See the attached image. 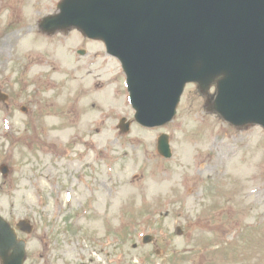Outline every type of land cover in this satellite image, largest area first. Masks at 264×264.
I'll return each instance as SVG.
<instances>
[{
  "label": "rangeland",
  "instance_id": "374dc122",
  "mask_svg": "<svg viewBox=\"0 0 264 264\" xmlns=\"http://www.w3.org/2000/svg\"><path fill=\"white\" fill-rule=\"evenodd\" d=\"M55 1L22 0L23 7L0 9V33H14L0 35L6 44L0 60L10 61L0 72V90L10 94L9 103L0 102V163L10 168L7 177L0 174V213L12 225L32 221L34 230L22 235L25 264L61 263L62 232L69 237L80 225L67 214L81 211L82 194L93 198L88 186L100 197L94 198L100 213L80 220L81 226L92 225L99 235L107 223V243L119 249L117 264H264V130L237 129L206 111V98L193 84L172 121L144 128L134 121L120 71L116 84L123 82L124 92L114 97L115 109L104 107L109 96L92 90L96 81L86 72L112 76L116 67L79 59L78 32L46 39L33 36L37 29L18 31L38 23ZM79 91L86 98L75 96ZM120 117L131 121L128 133L117 128ZM94 128L98 132L90 134ZM161 133L169 135L168 159L156 151ZM85 147L93 149L81 158ZM143 234L154 235L156 246L143 245Z\"/></svg>",
  "mask_w": 264,
  "mask_h": 264
},
{
  "label": "water",
  "instance_id": "95a60500",
  "mask_svg": "<svg viewBox=\"0 0 264 264\" xmlns=\"http://www.w3.org/2000/svg\"><path fill=\"white\" fill-rule=\"evenodd\" d=\"M59 7L53 21L103 39L122 61L144 125L173 117L186 82L205 92L221 76L215 109L235 125L264 126V1L63 0ZM159 151L169 156L166 136ZM16 243L12 230L0 229L4 264H21Z\"/></svg>",
  "mask_w": 264,
  "mask_h": 264
},
{
  "label": "flooded vegetation",
  "instance_id": "af4514ba",
  "mask_svg": "<svg viewBox=\"0 0 264 264\" xmlns=\"http://www.w3.org/2000/svg\"><path fill=\"white\" fill-rule=\"evenodd\" d=\"M81 264H89V263H81Z\"/></svg>",
  "mask_w": 264,
  "mask_h": 264
}]
</instances>
